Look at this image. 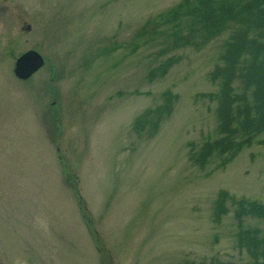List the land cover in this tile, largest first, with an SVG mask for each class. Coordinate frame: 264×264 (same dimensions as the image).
Returning a JSON list of instances; mask_svg holds the SVG:
<instances>
[{
    "label": "rangeland",
    "instance_id": "rangeland-1",
    "mask_svg": "<svg viewBox=\"0 0 264 264\" xmlns=\"http://www.w3.org/2000/svg\"><path fill=\"white\" fill-rule=\"evenodd\" d=\"M185 1L0 0V264L252 263L236 212L264 203V144L196 160L239 23L210 36ZM30 49L45 63L19 78Z\"/></svg>",
    "mask_w": 264,
    "mask_h": 264
},
{
    "label": "trees",
    "instance_id": "trees-1",
    "mask_svg": "<svg viewBox=\"0 0 264 264\" xmlns=\"http://www.w3.org/2000/svg\"><path fill=\"white\" fill-rule=\"evenodd\" d=\"M237 1L198 0L191 4V1L187 0L178 8L185 10V15L187 11H192L193 13L188 16H194L195 12H199L200 22L203 24L202 32L210 36L228 28L230 26L228 22L232 20L239 23L235 27L237 30L234 37L226 45L223 65H217L211 73V79L219 80L220 83L219 91L214 92L211 98L217 101L216 112L220 122L218 130L223 136L205 143L196 157L201 164L216 153L225 156L254 143L264 144V0ZM169 35L174 41H179L182 36L176 30L171 31ZM194 39L195 34L190 32L187 42H193ZM237 79L241 81L242 91L235 87ZM171 110L172 103L158 107L155 112L159 117L156 119L146 117L145 115L149 114L147 111L145 115H140V119L135 120L134 126L140 130L149 123L150 132H153L159 127L160 118L165 115L163 112L169 113ZM226 198L219 200L216 206L217 219L221 212L227 211ZM80 199L84 202L83 197ZM238 207L236 216L240 220L241 229L237 239L240 247H244L251 256L253 260L251 264H264V233L260 235L261 230L256 227H242L245 216L264 218V203L243 198L240 199ZM211 264L236 263L211 262Z\"/></svg>",
    "mask_w": 264,
    "mask_h": 264
},
{
    "label": "water",
    "instance_id": "water-1",
    "mask_svg": "<svg viewBox=\"0 0 264 264\" xmlns=\"http://www.w3.org/2000/svg\"><path fill=\"white\" fill-rule=\"evenodd\" d=\"M44 63L45 57L36 49H30L19 55L14 72L17 77L26 79L39 70Z\"/></svg>",
    "mask_w": 264,
    "mask_h": 264
}]
</instances>
